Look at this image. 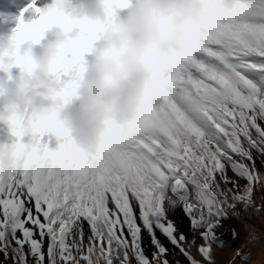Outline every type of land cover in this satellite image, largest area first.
I'll list each match as a JSON object with an SVG mask.
<instances>
[{"label":"snow or ice","instance_id":"snow-or-ice-1","mask_svg":"<svg viewBox=\"0 0 264 264\" xmlns=\"http://www.w3.org/2000/svg\"><path fill=\"white\" fill-rule=\"evenodd\" d=\"M89 43L55 65L57 79L82 71ZM180 60L153 71L134 132L106 134L94 169L54 120L30 145L12 144L14 162L0 165V264H215L222 221L239 218L238 206L261 212L253 194L257 160L264 166V0H236L228 16L217 6ZM48 133L61 141L54 150ZM177 208L191 240L169 216ZM256 239L253 228L247 241Z\"/></svg>","mask_w":264,"mask_h":264},{"label":"clouds","instance_id":"clouds-1","mask_svg":"<svg viewBox=\"0 0 264 264\" xmlns=\"http://www.w3.org/2000/svg\"><path fill=\"white\" fill-rule=\"evenodd\" d=\"M128 2L16 0L18 11L9 16L16 26L10 34L0 33V73L4 74L0 125L8 129V139L0 142V165L14 162L13 143L23 140L30 145L34 130L54 120L81 163L96 168V153L106 134L123 140L134 132L153 71L178 67L192 37L207 29L215 8L231 15L236 0H134L127 16L114 21L117 10ZM46 30H53V40L39 55L33 54L30 45L40 41ZM34 34L38 39H33ZM98 38L103 44L90 62H83L82 71L62 86L49 82L53 68L71 54L72 47L89 41L90 47ZM10 69L16 70L14 75ZM69 84L72 95L78 94L79 106L74 117L63 118L60 93ZM125 90L121 100L119 93ZM260 175L264 187V174ZM241 248L250 254L246 244Z\"/></svg>","mask_w":264,"mask_h":264},{"label":"rangeland","instance_id":"rangeland-1","mask_svg":"<svg viewBox=\"0 0 264 264\" xmlns=\"http://www.w3.org/2000/svg\"><path fill=\"white\" fill-rule=\"evenodd\" d=\"M256 166L261 174H264V166L261 165L260 160H257ZM240 183L242 185L244 181H240ZM253 199L256 204L262 205V209L259 214L254 213L252 210L245 212L238 206L240 217H230L229 219L222 221V226L215 230L217 236L221 241H223L222 246H217L215 243L212 244V255L215 260V264H251L253 260L258 261V264H264V252L261 251V245H264V187L254 191ZM225 222L231 225L230 230H227ZM249 225L251 228L247 227ZM253 228L255 229L257 239L249 243L247 241V236ZM232 230H235L236 232L235 238L232 236ZM186 235H188L191 240V234L186 233ZM233 240L236 241L232 242ZM196 243L201 244L203 241L197 236ZM241 244L247 245V249L250 251V254L241 248ZM238 249L249 255V259L247 261L241 260L239 256H236L233 261L232 257ZM192 254L197 259H201L196 253L195 248H193ZM258 256L263 257V259ZM179 260L181 261V264H187V261L183 256H181Z\"/></svg>","mask_w":264,"mask_h":264},{"label":"bare ground","instance_id":"bare-ground-1","mask_svg":"<svg viewBox=\"0 0 264 264\" xmlns=\"http://www.w3.org/2000/svg\"><path fill=\"white\" fill-rule=\"evenodd\" d=\"M22 2L27 3L28 0H22ZM133 2H134V0H129V2H128L129 8L128 9H131ZM15 4H16V0H0V33L10 34L12 31V28H14L16 26V22L9 18V16L11 14H15L18 11ZM123 18H125V17L122 16L121 14L117 13L116 16L113 17V20L117 21V20H121ZM45 36H46V32L42 33V37H45ZM102 44H103V42H99L97 44L95 50L97 48H99ZM27 46L28 45H25V47H27ZM43 47L44 46H42L40 44V41L30 45L32 53L36 54V55H39L41 53ZM95 50L93 51V53L95 52ZM15 72H16L15 69H10L9 74L14 75ZM3 75H4L3 73H0V78H2ZM60 77L63 80V82H65V83L71 78V77H69L67 75H63V74ZM125 96H126V90L119 93V98L121 100H123L125 98ZM71 101L73 103V109L72 110H68L64 106L61 109V116L63 118H72L75 116V114L77 112V109L79 106L78 94L73 95V98L71 99ZM154 101H155V98H152L150 100V103H154ZM85 126H89V125L86 124ZM46 137L48 139V146H49L50 150H54L58 146V143L61 142L58 138L54 137L50 133L46 134ZM7 139H8V129L6 126L0 125V142H4ZM169 216L171 219H173L177 223V225L179 226L181 231H184L185 234L189 233L188 232V226H187L188 221H187L186 217L184 216V214L180 208H177L173 212H170ZM225 226L227 227V230L231 229L230 228L231 225L229 223L225 222ZM157 235H159V233H157ZM161 239H163V238L161 237ZM165 243H166V241H165ZM144 244H145L146 252H147L149 241H148V238L146 235H145V239H144ZM261 251L264 252V245H261ZM180 257L181 256H178L177 258L179 259ZM258 257L263 259L264 256L263 257L258 256Z\"/></svg>","mask_w":264,"mask_h":264}]
</instances>
